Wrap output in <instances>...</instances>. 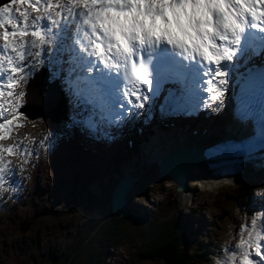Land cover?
<instances>
[{"label": "snow or ice", "instance_id": "obj_1", "mask_svg": "<svg viewBox=\"0 0 264 264\" xmlns=\"http://www.w3.org/2000/svg\"><path fill=\"white\" fill-rule=\"evenodd\" d=\"M11 5H27L42 15L29 23L27 9L18 7L17 19ZM75 10H81L84 27L76 25L73 47L65 49L51 65L42 55L51 47V36L45 29L72 18ZM246 28L249 31L244 35ZM256 33L264 34V0H3L0 98L12 97L10 90L20 82L26 87L16 95L10 119H2L7 108L0 105V140L8 138L13 120L25 115L19 111L24 107L22 101L29 107H42L60 103L61 97L68 105V114L61 122L64 127L100 132L112 139L113 130L128 122L121 104L122 84L131 85V95L125 90L123 99L136 109L143 107L137 102L141 87L158 95L162 85L174 84L177 87L169 88L174 107L192 113L200 108L201 91L209 94L211 102H222L229 66L238 71L243 60L244 83L234 116L250 126L251 134L243 145H226L249 150L240 163L243 172V165L252 162L251 153L259 152L264 160V35ZM28 36L30 42L23 39ZM37 65L47 68L46 76L40 78L55 85L59 95L51 87L46 94L37 83ZM201 81L208 87L201 89ZM204 107L218 112L221 103L213 108L204 102ZM135 116L133 112L130 118ZM18 148L0 146V188L5 191H18L15 170L4 158ZM19 154L32 153L25 148ZM252 167L256 168L255 163ZM260 183L264 185V179ZM259 203L261 208L250 213L251 225L240 226L239 242L226 248L224 256L217 255L215 264H237V257L238 264H264V194Z\"/></svg>", "mask_w": 264, "mask_h": 264}, {"label": "rangeland", "instance_id": "obj_2", "mask_svg": "<svg viewBox=\"0 0 264 264\" xmlns=\"http://www.w3.org/2000/svg\"><path fill=\"white\" fill-rule=\"evenodd\" d=\"M55 1L53 0V3ZM29 11L30 14L31 10ZM72 20H75V13ZM50 27L53 29L55 26ZM33 51L36 49H32ZM46 60L49 63L50 59ZM40 68L41 66L37 65L36 72ZM226 79L229 81V85L225 88V96L222 102H212L213 108L215 103H221V106H227L229 103L233 81L227 77ZM19 84L24 90L26 84L24 82ZM47 88L49 89V87ZM25 102L26 100L22 101V104L24 105ZM152 105H148L150 108L148 123L143 122L146 132L150 130V125L157 120L156 108ZM13 107L14 105L10 104V111ZM161 108L164 109V105ZM4 116L5 113L3 112L2 119L5 118ZM37 119L32 120L26 114L18 116L13 121L18 120L19 126L24 129H20L14 124L15 129H20V131L17 130L18 133L9 131L7 133L8 138L0 140V146L3 147L23 145L19 146L11 156L5 155L4 158L5 160L11 158L12 162L16 163V175L25 180L18 183V191L2 190L0 192L1 196V193L4 192L3 195L8 197L7 200L0 198V264H162L155 261L139 260L132 256V253L141 245L143 247L144 242L149 241L150 234L144 227L156 218H162L167 225L173 220L184 223L187 227L186 240L192 244V252L196 253L197 260L202 264H215L214 259L217 255L224 256L226 248H234L239 242L240 226L242 224L251 225L252 216L250 213L261 208L259 200L264 194V185H261L260 181L264 179V176L256 180L261 186L258 191H252L247 198L239 197L240 189L238 187L222 188L219 189L220 191L216 190L210 194L208 191H201L200 188H196L191 192L193 195L191 200L190 198L186 200L179 195L172 184L161 178L155 171H149L143 167H140L139 170V167H135L137 182L129 195L132 206L128 212L136 218L139 224L122 223L125 238L112 239L104 236L108 223L105 221L93 230L89 241L86 243L87 246H84L82 252L69 259L74 243L82 240L87 230L93 226L97 211L95 201L90 199V196L100 195L102 191L108 194L112 193L114 182L124 175L131 164L136 162L120 156L119 152L123 151L124 145L134 140L137 134L124 128L121 137L111 140L109 147L111 151L107 152L109 158L107 157L106 168L96 173L91 169L92 162L86 166L87 161L84 160L79 163V165L85 164L84 167H81V172L76 171L74 169L76 167H72V163L66 165L68 162L63 164V161H60L65 137L69 141L70 154L64 157L67 161L71 158L72 144L75 143L73 140L77 135V130L68 129L62 126V123H54L50 119L45 120L43 117ZM29 121H34V124L26 125L25 123ZM140 122H142L141 117L138 118V124ZM158 122L160 123V121ZM135 127L137 129V126ZM132 129L134 128L132 127ZM145 131L142 134V140H147L150 143L148 141L150 137ZM30 132L34 138L32 140L30 139ZM44 133L52 136H45ZM69 134L70 136L73 134L74 137L70 138ZM16 136L20 137V142ZM45 138L49 144L51 143V148L48 147L47 150L48 161L45 154V158H42L44 162L38 166L37 163L41 157H36L35 154L38 153L41 142ZM17 142L19 143L17 144ZM93 142L95 140L91 144ZM77 143L75 149L79 150V154L83 150L86 151V147L82 145L79 139ZM28 145L30 146L28 152L32 154L20 155V151ZM33 145L36 146L35 149ZM84 155H89V153L85 152ZM21 156L25 157L21 158ZM34 175L39 178V182L34 183ZM41 179L43 180L41 181ZM23 183L26 185L25 192H23L24 186L21 187ZM252 183L253 180L251 179L250 185ZM36 185L39 187L43 185L46 190L51 189L48 192L50 195L44 196V202L40 201L41 195L35 190ZM19 196L23 199H12ZM72 201L77 203L79 207L73 211L70 210ZM6 209L7 213L3 216L2 213ZM26 223L30 224L31 227L25 233L23 231ZM259 223L258 220L257 226ZM152 231L158 232L157 228L149 229V232ZM244 235L246 237L247 232ZM97 244H103L106 253L100 261L89 260L88 251L85 250L90 248L89 246H96ZM238 260L239 257H237V264Z\"/></svg>", "mask_w": 264, "mask_h": 264}, {"label": "bare ground", "instance_id": "obj_3", "mask_svg": "<svg viewBox=\"0 0 264 264\" xmlns=\"http://www.w3.org/2000/svg\"><path fill=\"white\" fill-rule=\"evenodd\" d=\"M33 1H35V0H33ZM61 2L66 3V0H61ZM18 7L21 11H23L25 9L31 10V13L29 14V23L32 22L33 18L39 17L42 15L41 12L33 11V9L28 7L27 5H19V6L18 5H11L12 14L17 19H19V15L17 12ZM29 10H28V12H30ZM78 11L79 10L74 11L75 20H72V18H67V19H63L61 22H59L53 29H50L51 28L50 26L46 27L45 30L48 31L49 35L51 36V47H50L51 50L45 51L42 55H43L44 60H46L48 58L50 59L49 64L54 65L57 57L60 54L64 53L65 49H69V48L73 47L72 41L77 38V33L75 30L76 25L79 24L82 27H84L82 25L81 11H79V12ZM77 12L79 15L77 14ZM157 22L159 23V20ZM23 39L26 42H30L31 37L30 36L24 37ZM2 43H3V41H0V45H2ZM28 51H32V49H28ZM33 52H35V51H33ZM41 71H44L46 73L47 68L41 66V68L37 71V74L40 73ZM40 77H42V76H38V80L41 79ZM234 80H235V78H232V81H234ZM44 81H45L44 83H45L46 87H49V88L51 87L52 90L54 92H56L57 95H59L58 89H56L55 85L50 86L46 82V80H44ZM38 84H41V83H38ZM45 88L43 90L47 94L49 90L47 91V89H45ZM121 90L123 91L122 93H121ZM125 90H127L128 92L131 93V85L130 84H122L121 85V87H120L121 97H122L123 93L125 92ZM140 90H143L142 93L147 95V89L141 87ZM10 91L13 92L12 97H7V95H5L4 98H0V105H4V107L7 108V111L4 112L5 113L4 119H10L11 118V116H10V113H11L10 104L14 105V103H15L14 100L16 98V95H18L19 92L22 91L20 84H18L16 87L11 89ZM203 94L204 93L200 94V108L198 110H196L195 112H192V113H188L186 110L181 111V110L175 108L173 101L165 102L164 99L155 100L153 105L156 108V119L157 120H155L154 124L150 125V130L147 132L144 129V123H148V121H149L148 116L150 114V108H148L146 105L143 106L142 111L139 112L140 114L138 112H135L136 113L135 119L130 118L131 114L126 116L125 119L128 122H126L124 125L123 124L119 125L118 128H115L113 130L112 139L121 137L122 136V130H125V129L129 130L132 133L134 132L137 134V137L134 140H132L131 142L134 141L133 143L135 145L133 144L132 148L137 146V151L131 155H130V152L129 153H126L123 151L119 152L120 156H123L124 158H127L128 160L132 159V162L136 161L134 164H131L129 166V169H127L124 172L125 175H123L121 177L132 176L135 179L134 183L136 184L137 175H136V170L134 169L135 167H139V170H140V167L146 168V170H149V171L159 170V163L161 161H163L168 155H170V154L173 155L174 153H177V152L179 153L180 150H183L184 148H187L188 146L196 147L195 148L196 151L200 152V148H202L203 146L211 144L213 142L224 140V137H226V136L223 133L229 131V133L227 135L231 134L232 128H231L230 122L228 121L229 115H228L227 106L226 105L221 106L218 112H213L211 108L206 109L204 107V102H208L210 104L212 102H210L209 100L205 101L207 99V96H203ZM132 99H135V97H132ZM5 101H7L6 104H5ZM139 101L138 102L141 103L142 98ZM121 104L123 106L122 107V110H123L125 101H121ZM59 105H61V106L58 107V109H54V110H52V112H50L47 109L48 104H45L42 107L37 104L36 110L42 109V110L47 111V113L50 115L52 113H54V114L56 113L57 117L62 116V119L59 122V123H61L66 118V116L68 114V105H67V103L63 102L62 97H61V102L59 103ZM162 105H164L166 108L165 109L161 108ZM24 108H28L27 107V101L24 104ZM130 112H132V110L126 112V114L130 113ZM140 117L142 118V122H140L138 124V118H140ZM49 118H52V115L49 116ZM20 119H23V118H20ZM46 119L47 118H45V120ZM50 120L52 121V119H50ZM158 121H160V123ZM13 122H12L11 130H10L13 133H18L17 130L20 131V129H24L23 127L19 126L18 120L13 121ZM14 124H15V126H17L20 129H15V127L13 126ZM25 124L26 125L34 124V121H29L28 123H25ZM135 126H137V129ZM132 127L134 129H132ZM73 129L77 130L76 131L77 135H75V137H74L73 134L71 136L69 134L70 138L74 137L73 141L75 142L72 144L71 158L67 161L66 157H64L65 155L70 154L69 153V141L65 137L63 144H62V146L64 147V150H61L62 156L60 155L61 156L60 161H63L62 162L63 164L68 162L66 165H69V164L71 165V163H72V165H73L72 167L75 166L76 168H74V169H76V171H81V167L85 164L79 165V163H80V161H84V160L87 161L86 166H89L90 162H92L91 163L92 164L91 169L93 171H95L96 173H97V171L100 172L99 170L105 169L106 168L105 165H106V161H107V157H108L107 152L111 151V149L109 147L111 145L112 139H106L100 132H97L96 134H90L87 132H81L80 130H78L76 128H72V130ZM144 131L147 133L148 136H150V139H148V141L150 143H148L147 140H142V134ZM38 135H39V133L37 134V136ZM44 135L50 136V137L52 136L51 134H48V133L47 134L44 133ZM16 137H18L19 142H20V137L19 136H16ZM30 139L31 140L34 139L31 132H30ZM78 139L82 143V145L84 147H86V151H84V150L81 151V153H80L81 155L79 154V150L75 149V145H78V143H77ZM31 140H30V143H32ZM93 140H95V142H93L91 144V142ZM19 142H17V144ZM18 145L20 147L23 146L22 144H18ZM48 145H49V142L47 141V139L46 138L43 139L41 142L40 149H39L38 153L35 154L36 157H39V158L41 157V160H39L37 163L38 166H41V164L44 162L42 160V158H45V154L47 156V161H48V155H47ZM33 147H34V149L36 148V146H34V145H33ZM25 148L28 150L30 148V146L28 145ZM85 152H88L89 155H84ZM198 152H195V155ZM22 157H25V156H21V158ZM77 159L79 160L78 162L76 161ZM7 160L6 161L8 162V165L11 162V165H9V167H11L10 169L15 170V172H16V170H17L15 167L16 163L12 162L13 160H11V158H8ZM47 161L45 159V162H47ZM122 163H123V160H122ZM201 168H202V166L200 164L199 166L194 167L193 170L190 172V174L188 175L187 189H188V186L190 187V184L192 182L191 180L194 178V176H195V178H194L195 182H193V183L204 184V186L208 187V189H213L216 187H221V188H226V189L228 188V186H229L228 184L226 185V184L222 183L221 185H219V183L216 180L212 179L210 176H207L204 173V169H202L203 172L200 173ZM86 169H88V167H86ZM130 169H132V170L130 171ZM77 174H80V173H77ZM9 175H11V173H9ZM249 177L251 178V177H253V175L251 174ZM33 178H34V183L39 182V180H38L39 178L36 175H34ZM241 178H245V176L242 175ZM46 179H48V178H46ZM163 179H166L167 182H169L172 185L173 184L175 185L173 180H171L169 177H166ZM16 180L18 181V183L25 181L24 179H21L17 175H16ZM42 180L43 179H41V181ZM44 182H46V181H44ZM114 183H115V185H114V187H115L118 184V179ZM44 184H46V183H44ZM174 185H173V187H174ZM25 186L26 185L24 183H23V185H21V187L24 188L23 192L26 191ZM4 187L7 188V185H5ZM2 190H4V188H0V192ZM9 190H11V189H9ZM35 190H37L38 191L37 193H39L41 195V197H40V201L42 200L41 202L45 201L44 196H49L50 194L48 195V192L51 191V189L46 190L45 186L43 187V185L41 187H39V185L38 186L36 185ZM218 191H220V190H218ZM3 193H1L2 196L0 195V198L2 200H5V199L7 200L8 197H6V195L4 196ZM15 198L16 199H14V198H12V199L13 200H17V199L22 200L23 199V197H21V196L15 197ZM128 205H129V210H131L132 205H131V201L129 200V196H128ZM44 208H47V207H44ZM6 213H7V209L2 213V215L4 216Z\"/></svg>", "mask_w": 264, "mask_h": 264}, {"label": "trees", "instance_id": "obj_4", "mask_svg": "<svg viewBox=\"0 0 264 264\" xmlns=\"http://www.w3.org/2000/svg\"><path fill=\"white\" fill-rule=\"evenodd\" d=\"M134 144V143H133ZM135 145V144H134ZM133 145L123 147V152L129 153L130 155L137 151V146L132 148ZM261 186L259 185L258 188ZM239 197L247 198L248 194L254 189L251 186H245L239 188ZM90 199L95 201L96 215L93 221V226L87 230V233L83 236V239L75 242L73 250L69 255V259H72L77 254H80L87 246V242L90 239V235L94 229L100 226L103 222L108 221L104 236L112 239L125 238V232L122 230V223L128 222L131 224H139L133 215L129 214L127 218H119L112 214L111 210V195L106 192H101L100 195L90 196ZM100 201V203H99ZM103 207V208H101ZM79 208L77 203L71 202L70 210ZM102 210V211H101ZM31 225L26 223L23 232L29 231ZM150 234V239L144 242L143 247L135 249L132 256H135L139 260L155 261L162 264H202L197 260L195 252H192V244L186 240L187 227L182 222H175L173 220L169 225L163 221L162 218H156L154 221L148 222L146 227ZM157 228L158 232H149ZM148 234V235H149ZM85 251H88L87 257L92 260L100 261L106 250L103 248V244H97L96 246H89ZM103 248V249H102ZM216 261V258L214 259Z\"/></svg>", "mask_w": 264, "mask_h": 264}, {"label": "water", "instance_id": "obj_5", "mask_svg": "<svg viewBox=\"0 0 264 264\" xmlns=\"http://www.w3.org/2000/svg\"><path fill=\"white\" fill-rule=\"evenodd\" d=\"M0 6H3V0H0ZM38 76H46L44 71L38 73ZM37 83H41L40 86L44 89L45 81L44 79L37 80ZM47 91L49 90L48 88ZM61 105L58 104H48V110L52 112L54 109H58ZM21 108V112H24L30 119H37L39 117L52 119L54 123H59L62 119V116L57 117L56 113H52L51 116L45 110H36L37 107ZM33 111H32V110ZM196 147H187L183 150H180L179 153H174L173 155H168L163 161L159 163V173L162 177H169L178 184V191L184 192L187 190L188 175L193 170L194 167L200 165V152L196 151ZM195 152H198L195 155ZM135 179L132 176H127L122 178L111 194V210L114 216L119 218H127L128 216V196L134 190Z\"/></svg>", "mask_w": 264, "mask_h": 264}]
</instances>
